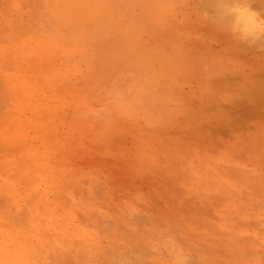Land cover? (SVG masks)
Here are the masks:
<instances>
[{"label": "rangeland", "instance_id": "1", "mask_svg": "<svg viewBox=\"0 0 264 264\" xmlns=\"http://www.w3.org/2000/svg\"><path fill=\"white\" fill-rule=\"evenodd\" d=\"M0 264H264V0H0Z\"/></svg>", "mask_w": 264, "mask_h": 264}, {"label": "bare ground", "instance_id": "2", "mask_svg": "<svg viewBox=\"0 0 264 264\" xmlns=\"http://www.w3.org/2000/svg\"><path fill=\"white\" fill-rule=\"evenodd\" d=\"M157 2H158V1H157ZM159 2H160V1H159ZM245 2H246V1H245ZM222 3H223V2H222ZM244 8H245V7H244ZM230 13H231V12H230ZM243 17H244V16H243ZM255 17H256V16H255ZM239 18H240V17H239ZM240 20H241V19H240ZM243 20H244V19H243ZM255 20H256V19H255ZM228 22H229V21H228ZM248 22H249V21H248ZM239 23H240V22H239ZM242 23H243V22H242ZM228 24H230V23H228ZM228 24L225 25V26H228ZM244 24H246V23H244ZM249 24L252 25L253 23L249 22L248 25H249ZM242 25H243V24H242ZM253 25H254V24H253ZM254 26H255V25H254ZM221 27H222V26H221ZM228 27H229V26H228ZM232 27L234 28V26H232ZM232 27H231V28H232ZM223 28H224V27H223ZM226 28H227V27H226ZM231 28H230V30H231ZM249 29H250V28H249ZM258 140H259V139H258ZM131 234H132V233H131ZM121 243H122V242H121ZM140 243H141L140 245H142V242H140ZM118 245H119V244H118ZM118 245H116V246H118ZM119 247H121V246H119ZM148 247H150V246H148ZM132 248H133V247H132ZM134 248H135V247H134ZM136 248H137V247H136ZM141 249H142V248H141ZM146 249L148 250L147 247H146ZM81 250H82V249H81ZM84 250H85V249H84ZM89 250H90V249H89ZM89 250H87V251H89ZM85 251H86V250H85ZM122 251H125V252H126V250H124V249H123ZM137 251H138V250H137ZM137 251H136V252H137ZM118 252H120V250H119ZM125 252H122V253L125 254ZM136 252H135V253H136ZM145 252H146V251H145ZM82 253H84V252L82 251ZM88 253H89V252H88ZM112 254H114V253H112ZM120 254H121V253H120ZM124 254H123V255H124ZM137 254H138V253H137ZM143 254H144V253H143ZM115 255H116V254H115ZM123 255H122V256H123ZM122 256H121V257H122ZM101 257H102V256H101ZM119 257H120V256H119V254H118V255H117V258L119 259ZM115 259H116V256H115ZM115 259H114V260H115Z\"/></svg>", "mask_w": 264, "mask_h": 264}]
</instances>
